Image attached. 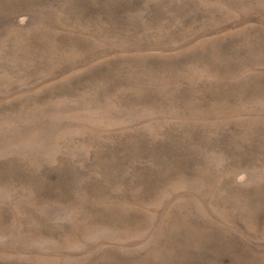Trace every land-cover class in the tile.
I'll list each match as a JSON object with an SVG mask.
<instances>
[{
  "label": "rangeland",
  "instance_id": "obj_1",
  "mask_svg": "<svg viewBox=\"0 0 264 264\" xmlns=\"http://www.w3.org/2000/svg\"><path fill=\"white\" fill-rule=\"evenodd\" d=\"M0 264H264V0H0Z\"/></svg>",
  "mask_w": 264,
  "mask_h": 264
}]
</instances>
